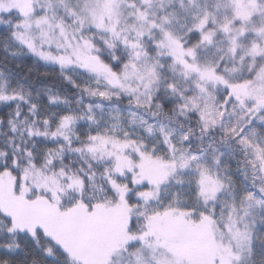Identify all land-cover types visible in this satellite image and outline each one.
Here are the masks:
<instances>
[{"label": "snow or ice", "instance_id": "snow-or-ice-1", "mask_svg": "<svg viewBox=\"0 0 264 264\" xmlns=\"http://www.w3.org/2000/svg\"><path fill=\"white\" fill-rule=\"evenodd\" d=\"M0 264H264V0H0Z\"/></svg>", "mask_w": 264, "mask_h": 264}]
</instances>
